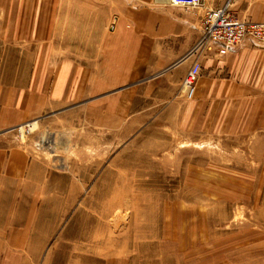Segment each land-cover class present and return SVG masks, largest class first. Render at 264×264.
I'll return each mask as SVG.
<instances>
[{
  "label": "rangeland",
  "instance_id": "rangeland-1",
  "mask_svg": "<svg viewBox=\"0 0 264 264\" xmlns=\"http://www.w3.org/2000/svg\"><path fill=\"white\" fill-rule=\"evenodd\" d=\"M113 95L26 122L32 198L10 218L34 264H264V135Z\"/></svg>",
  "mask_w": 264,
  "mask_h": 264
},
{
  "label": "crops",
  "instance_id": "crops-1",
  "mask_svg": "<svg viewBox=\"0 0 264 264\" xmlns=\"http://www.w3.org/2000/svg\"><path fill=\"white\" fill-rule=\"evenodd\" d=\"M227 2L237 18L264 23V0H205L196 9L170 0H0V264L39 262L10 218L32 198L34 168L30 145L11 128L142 86L144 102L166 105L179 127L264 135V45L245 39L224 55L204 52L191 99L181 85L206 12ZM138 96L130 92V102Z\"/></svg>",
  "mask_w": 264,
  "mask_h": 264
},
{
  "label": "built area",
  "instance_id": "built-area-1",
  "mask_svg": "<svg viewBox=\"0 0 264 264\" xmlns=\"http://www.w3.org/2000/svg\"><path fill=\"white\" fill-rule=\"evenodd\" d=\"M205 0H170L171 4L178 7L196 9L203 6ZM245 39L264 45V23L242 20L232 15L228 9V2L222 7L210 9L206 12L201 26V37L190 51L195 59L190 70L186 73L182 87L187 99L192 98L195 83L200 71L198 58L203 52L217 49L220 55L239 47ZM22 124L8 130L17 132V139L25 137L32 132V125ZM31 126V127H30ZM22 128V129H21Z\"/></svg>",
  "mask_w": 264,
  "mask_h": 264
},
{
  "label": "bare ground",
  "instance_id": "bare-ground-1",
  "mask_svg": "<svg viewBox=\"0 0 264 264\" xmlns=\"http://www.w3.org/2000/svg\"><path fill=\"white\" fill-rule=\"evenodd\" d=\"M22 129V128H21ZM41 138V137H40ZM41 142L43 144V146H48L51 142V135L49 133L43 135L42 139H41ZM122 180V179H121ZM120 217V216H119ZM121 218V217H120ZM93 252H94V249H93ZM96 252V251H95Z\"/></svg>",
  "mask_w": 264,
  "mask_h": 264
}]
</instances>
